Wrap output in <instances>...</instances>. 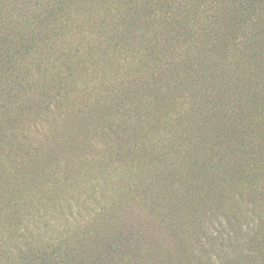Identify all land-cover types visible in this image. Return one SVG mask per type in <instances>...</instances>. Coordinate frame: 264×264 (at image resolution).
<instances>
[{"label": "trees", "instance_id": "16d2710c", "mask_svg": "<svg viewBox=\"0 0 264 264\" xmlns=\"http://www.w3.org/2000/svg\"><path fill=\"white\" fill-rule=\"evenodd\" d=\"M126 67L131 71L130 88L122 96L111 104L108 88L107 95L98 90L101 101L95 104L99 109L86 104L89 111L81 113L82 118L72 112L59 125L63 112L53 103L66 95L70 99L71 87L106 85L113 71ZM41 80L39 98L31 96L34 84ZM26 98L29 105L22 103ZM43 98L48 101L45 105ZM33 115H49L57 121L46 138L49 161L59 147L79 150L84 136L104 140L126 136L131 129L171 126L188 134L200 132L196 137L209 138L217 154L228 156L236 146L246 147L257 140L256 147L248 148L243 182L246 192L251 191L247 197L264 210V193L260 194L264 188H258L254 180L264 176V0H0V139L7 126L16 133L19 121L26 124ZM175 140L173 136L171 141ZM127 145L133 148L126 150L129 160L144 154L136 145L128 141ZM152 150L156 159L143 164L158 185L134 208L148 220L150 231L156 224L161 232L164 219L172 216V205L167 206L169 192L165 196L162 192L171 188L170 181L176 182L179 167L173 160V164L165 161L167 156L158 147ZM168 166L172 167L165 172ZM260 183L264 187V178ZM115 184L109 178L95 186L108 193ZM245 193L233 202L238 211ZM229 203L220 200L216 208L228 216ZM248 221L241 223L242 238L231 232V246L221 264L264 261V227L254 231L245 224ZM46 235L38 234L46 240L40 247L50 245ZM109 236L100 237L107 249L106 263L119 264L113 256L119 250L106 242ZM63 239L60 234L59 240ZM114 242L113 246L122 247L123 233ZM166 242L173 241L149 240L148 264H164L162 244ZM235 242L245 243L246 249H235ZM56 244L53 251L38 248L37 253L28 254L25 264H77V258L81 259L80 250L68 243ZM198 254L186 244L178 261L183 263L189 255L199 259ZM98 260L91 264H99Z\"/></svg>", "mask_w": 264, "mask_h": 264}, {"label": "rangeland", "instance_id": "374dc122", "mask_svg": "<svg viewBox=\"0 0 264 264\" xmlns=\"http://www.w3.org/2000/svg\"><path fill=\"white\" fill-rule=\"evenodd\" d=\"M110 75L106 85L84 89L80 83L78 90L70 88L71 100L66 95L65 99L53 103L63 112L59 125L72 112L78 116L89 111L86 104L89 108L97 106L99 109L100 106L95 104L101 101L98 100L99 91L107 95L108 88L112 104L130 88L129 68L113 71ZM39 83L44 84L43 80L35 83L36 89L31 93L36 98L42 91H38ZM29 99H23L22 103L29 105ZM42 102L44 105L48 103L46 98ZM35 106L40 107L33 103ZM48 116H30L23 125V121H19L16 133L7 126L3 139H0V264H25L26 256L37 253L38 248H43L41 242H46L42 236L38 237L40 232L50 239V245L43 249L53 251L56 243L62 246L68 243L73 249L80 250L81 259L77 258V264H91L95 258L99 259V264H107V249L100 237L109 234L106 242L119 250V253H113L119 264H148L152 255L149 240L169 239L172 244H162L164 264H180L179 255L189 243L201 253L203 260H200L201 255L199 259L189 255L181 264H221L224 253L231 246V232L242 238L243 220L249 219L245 224L252 230L262 231L264 210L247 197L251 191L246 192L243 182V172L250 156L248 148L256 147L257 140H252L246 147L236 146L228 156L217 154L214 142L207 141L209 138L196 137L200 132L188 134L171 126L137 132L131 129L126 136L117 134L104 137V140L84 136L79 150L59 147L56 157L53 152V160L49 161L45 156L50 146L46 138H50L48 131L57 121L53 122L54 117ZM173 136L178 140L172 142ZM127 141L144 153L135 161L126 158V150L133 149L127 148ZM119 145L123 149L118 150ZM167 145L169 147L165 149ZM32 146L35 147L32 153L23 152ZM156 147L159 153L166 154L165 161L168 160L169 164L175 161L179 167L176 182H169L172 189L162 192V196L169 192L167 206L172 205L169 210L172 216L164 219L161 232L157 231L156 224L150 231L148 220H144L134 208L135 202L141 201L158 185L148 166L143 164L145 160L156 159L152 155V149ZM169 156L172 159H168ZM171 167L164 171L168 172ZM255 168L260 167L255 165ZM109 178L117 184L111 185L108 193H101L95 184L100 185ZM263 178L254 179L260 189L264 188L260 185ZM243 193L245 201L239 204L238 211L232 205L236 198L241 199ZM220 200L230 202L226 207L230 211L228 216L216 208ZM147 213L144 211L145 216ZM120 233L125 237L124 245L113 246ZM60 234L64 237L62 241L59 240ZM234 247L246 249L245 243L240 245V242H235ZM255 261L264 264L259 258Z\"/></svg>", "mask_w": 264, "mask_h": 264}]
</instances>
